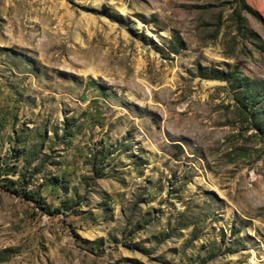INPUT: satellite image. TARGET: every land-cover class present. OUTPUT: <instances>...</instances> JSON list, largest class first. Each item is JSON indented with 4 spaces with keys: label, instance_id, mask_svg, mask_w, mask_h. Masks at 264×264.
<instances>
[{
    "label": "rangeland",
    "instance_id": "obj_1",
    "mask_svg": "<svg viewBox=\"0 0 264 264\" xmlns=\"http://www.w3.org/2000/svg\"><path fill=\"white\" fill-rule=\"evenodd\" d=\"M0 264H264V0H0Z\"/></svg>",
    "mask_w": 264,
    "mask_h": 264
}]
</instances>
